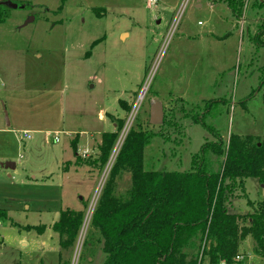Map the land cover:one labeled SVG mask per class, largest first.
<instances>
[{"label": "rangeland", "instance_id": "374dc122", "mask_svg": "<svg viewBox=\"0 0 264 264\" xmlns=\"http://www.w3.org/2000/svg\"><path fill=\"white\" fill-rule=\"evenodd\" d=\"M1 1L17 7L2 5L0 23V157L16 165L0 167V264H57L58 252L68 257L51 228L66 208L85 214L70 256V264L78 263L93 207L130 129L150 136L146 170H184L203 142L214 140L200 124L151 125L155 101L168 121L181 109L208 111L203 121L225 142L230 135L264 140V33L256 36L264 7L256 0H244L240 16L227 12L226 0ZM189 32L193 39L180 40ZM206 35L222 38H195ZM107 132L117 138L99 167ZM129 186L130 173L120 172L116 193ZM245 192L235 196L231 213L264 201V184L255 178L246 180ZM254 246L247 236L239 252L247 264H264ZM96 252L82 254L101 264Z\"/></svg>", "mask_w": 264, "mask_h": 264}, {"label": "trees", "instance_id": "16d2710c", "mask_svg": "<svg viewBox=\"0 0 264 264\" xmlns=\"http://www.w3.org/2000/svg\"><path fill=\"white\" fill-rule=\"evenodd\" d=\"M226 2L235 16L248 4L244 0ZM252 4L261 8L264 0ZM4 21L0 4V23ZM258 30L257 37L264 33V20ZM181 111V117L166 118L160 126L184 130L186 125L181 122L200 124L214 140L204 141L184 170H146L144 150L150 136L140 128L130 129L93 207L77 264H94L93 255H83L84 250L97 251L96 258L103 256L101 264H247V257L239 252L247 236L256 254L264 258V201L253 205L249 201L252 211L245 214L229 211L235 196L246 198L248 178L264 184V140L230 135L225 142L203 121L208 111L194 115ZM116 138V132L101 136L99 167L107 163ZM76 142H71L75 155ZM122 171L130 173V186L124 194H117L115 177ZM84 215L83 210L66 208L51 225L60 250L69 254L64 258L58 252L57 264H70ZM4 217L0 210V218Z\"/></svg>", "mask_w": 264, "mask_h": 264}, {"label": "water", "instance_id": "95a60500", "mask_svg": "<svg viewBox=\"0 0 264 264\" xmlns=\"http://www.w3.org/2000/svg\"><path fill=\"white\" fill-rule=\"evenodd\" d=\"M0 4L5 5L9 8H16L17 5L13 4L9 1H5V2H0ZM33 18L30 17L28 21H32ZM164 120V110H163V106L159 101H155L154 103H152L151 105V109H150V113H149V123L151 125H161L163 123ZM0 167L4 168V169H14L15 168V163L12 161H5V162H1L0 163Z\"/></svg>", "mask_w": 264, "mask_h": 264}, {"label": "crops", "instance_id": "0c3cea01", "mask_svg": "<svg viewBox=\"0 0 264 264\" xmlns=\"http://www.w3.org/2000/svg\"><path fill=\"white\" fill-rule=\"evenodd\" d=\"M0 2H2L1 0H0ZM210 4V7H211V9H213L214 8V5L215 4H211V3H209ZM200 7H201V5H200ZM225 9L227 10V12H229V11H231L230 10V8L228 7V5H226L225 6ZM198 23H200V22H198ZM2 24V23H1ZM209 32L211 33V34H213L214 32H215V30H213V29H211V31L209 30ZM191 32H189V33H182L180 36H182L181 38L182 39H180V40H183V38H184V40H186V41H188L189 39H190V37L193 39V36H190L191 34H190ZM215 34V33H214ZM195 38H199V39H201V40H203V39H211V38H213V39H220V38H222V37H217V38H214V37H211V36H199V37H195ZM163 106V105H162ZM164 110V109H163ZM7 123H8V125H9V122H8V120H7ZM0 159H6V161H10V160H7V158H6V156H4V157H0ZM9 159V158H8ZM5 162V161H4ZM16 166V165H15ZM8 176H9V174H7Z\"/></svg>", "mask_w": 264, "mask_h": 264}, {"label": "built area", "instance_id": "2783aa9c", "mask_svg": "<svg viewBox=\"0 0 264 264\" xmlns=\"http://www.w3.org/2000/svg\"><path fill=\"white\" fill-rule=\"evenodd\" d=\"M150 4H155L156 3V0H147ZM175 28V27H174ZM23 138H25V139H30L31 138V134L29 133V132H24L23 133ZM57 140V136H55L54 137V141H56ZM89 211L90 210H88V213H89ZM81 236V235H80ZM80 236H79V238H80ZM236 259H238V260H240V259H242V257L241 256H238Z\"/></svg>", "mask_w": 264, "mask_h": 264}, {"label": "bare ground", "instance_id": "6f19581e", "mask_svg": "<svg viewBox=\"0 0 264 264\" xmlns=\"http://www.w3.org/2000/svg\"><path fill=\"white\" fill-rule=\"evenodd\" d=\"M144 90H145V89H144ZM139 100H140V99H139ZM134 109H135V108H134ZM134 109H133V110H134ZM119 141H120V140H119ZM118 144H119V143H118Z\"/></svg>", "mask_w": 264, "mask_h": 264}]
</instances>
